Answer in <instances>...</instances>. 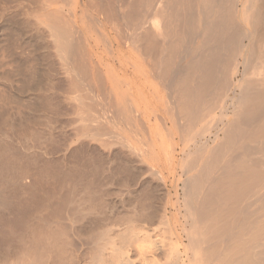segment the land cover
Wrapping results in <instances>:
<instances>
[{"label":"bare ground","instance_id":"obj_1","mask_svg":"<svg viewBox=\"0 0 264 264\" xmlns=\"http://www.w3.org/2000/svg\"><path fill=\"white\" fill-rule=\"evenodd\" d=\"M23 1L0 264H264V0Z\"/></svg>","mask_w":264,"mask_h":264},{"label":"rangeland","instance_id":"obj_2","mask_svg":"<svg viewBox=\"0 0 264 264\" xmlns=\"http://www.w3.org/2000/svg\"><path fill=\"white\" fill-rule=\"evenodd\" d=\"M18 1V2H17ZM14 0V2H16V3H14L13 2V0L11 1H2V0H0V87H2L3 85H6V86H8V83L10 84V82L14 79L13 77V79H11V76L10 75H12L10 72H12V67L14 66L13 65V63L11 62V58L12 57H15L16 58V60L17 59H20V60H22L21 58H25L24 56V54L23 53H26L27 51H25V49H24V47L26 46V44L24 43V40H23V38H19V41H17V40H14V38H13V32L11 31V33H12V35H11V33L10 32H8L7 31V29L10 31V30H12V27H13V23L17 20H19L20 18V20H23V18H24V14H25V12L27 11V10H30V9H32V8H34L35 7V5L34 4H29V3H27L26 1H23V0ZM11 2H13L12 4H11ZM3 3V4H2ZM5 3H6V5H5ZM29 5V6H28ZM28 6V7H27ZM9 7V8H8ZM21 7H22V10H21ZM51 8H55L56 10L58 9V8H61V9H58V10H62V12H64L65 11V7L63 6H59V5H55V6H52ZM24 11V12H23ZM3 13V14H2ZM10 13V14H9ZM5 14V15H4ZM14 14V15H13ZM6 16H9V17H6ZM4 17H5V19H4ZM11 17V18H10ZM16 17V18H15ZM1 18H3V19H1ZM6 18H7V21H5L6 20ZM9 19V20H8ZM15 19V20H14ZM13 20V21H12ZM19 20V21H20ZM13 23H12V22ZM7 22H9V23H12V24H7ZM5 24V25H4ZM8 26H7V25ZM5 28H4V27ZM10 26H12V27H10ZM11 28V29H10ZM4 29H6V31L4 30ZM9 33V34H8ZM8 34V35H7ZM30 34V32H28V35ZM5 35V36H4ZM8 37H7V36ZM4 37V38H3ZM5 38H7V39H5ZM11 38V39H10ZM6 40H9V41H12L11 43L13 44V46L11 47V48H9V49H7V47H6V43H5V41ZM3 46V47H2ZM23 47V48H22ZM26 48V47H25ZM24 49V50H23ZM13 50V51H12ZM8 56H12L11 58H8ZM11 63H10V62ZM21 63H23V64H27V62H24V61H21ZM9 70H10V72H9ZM14 81V80H13ZM13 83V85H18L19 86V84L18 83H16V82H12ZM2 84V85H1ZM1 89V88H0ZM29 96V95H28ZM67 119H68V116H67Z\"/></svg>","mask_w":264,"mask_h":264}]
</instances>
